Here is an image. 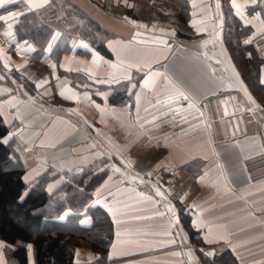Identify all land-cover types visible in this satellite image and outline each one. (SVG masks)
Returning a JSON list of instances; mask_svg holds the SVG:
<instances>
[{
  "label": "crops",
  "instance_id": "1",
  "mask_svg": "<svg viewBox=\"0 0 264 264\" xmlns=\"http://www.w3.org/2000/svg\"><path fill=\"white\" fill-rule=\"evenodd\" d=\"M66 1L111 32L105 40L110 57L60 27L33 57L34 43L14 34L21 15L0 21V114L10 127L4 140L22 127L13 94L51 111L31 145L21 141L23 180L48 171L51 192L67 172L103 156L116 161L91 201L112 222L106 264H264V103L225 42L233 28L237 43L252 46L264 85V0H235L242 15L232 0ZM51 4L30 11L44 22L39 14ZM25 11L26 0H14L0 7V16ZM9 24L12 35L5 36ZM120 83L131 96L110 103ZM73 94L76 99L66 98ZM79 125L93 138L53 152ZM81 221L91 223L88 215ZM0 242L6 264L7 243ZM27 251L29 264H36L32 243ZM98 256L77 246L73 261Z\"/></svg>",
  "mask_w": 264,
  "mask_h": 264
},
{
  "label": "trees",
  "instance_id": "2",
  "mask_svg": "<svg viewBox=\"0 0 264 264\" xmlns=\"http://www.w3.org/2000/svg\"><path fill=\"white\" fill-rule=\"evenodd\" d=\"M226 12L228 15L229 10ZM80 17L83 19L82 23L73 21L75 33L110 57L111 52L106 47L105 40L111 32L87 14ZM62 20L72 22L70 18ZM234 28L236 31L241 30L239 21L236 20ZM52 31L48 23L41 21L38 15L31 11L23 12L14 27V34L18 39H27L34 43L33 57L43 54L44 45ZM225 40L235 61L238 54H248L243 58L247 60L252 71V83L242 72L244 80L264 89V85L257 80L261 59L257 57L252 46L237 43L233 28L227 29ZM130 96L126 92V85L120 83L109 95V102L122 103ZM9 131L10 127L5 124L0 114V239L7 243L6 264H29L28 243L33 245L36 264H77L73 261V252L78 244L73 240H83L99 254L93 262L79 264H106L108 246L113 237L112 222L105 209L91 204L95 187L109 171L105 160L82 170L67 172L66 180L48 192L45 189V183L50 177L48 171L31 183L23 180V148L16 135L8 139L7 143L3 142ZM179 212L183 224L188 226V213L181 207ZM84 215L90 217L89 225L82 223L81 218ZM188 232L192 237L194 230L189 229Z\"/></svg>",
  "mask_w": 264,
  "mask_h": 264
},
{
  "label": "rangeland",
  "instance_id": "3",
  "mask_svg": "<svg viewBox=\"0 0 264 264\" xmlns=\"http://www.w3.org/2000/svg\"><path fill=\"white\" fill-rule=\"evenodd\" d=\"M81 10H82L81 8H79L78 6L76 7L74 4H72L66 0H52V4L49 6V8L45 9L43 12H40L39 15L46 20V21L44 20V22L48 23L52 30L54 29V27L55 28L60 27L62 29H65L66 35L74 38L75 36H79V35L75 33V30L73 28L74 27L73 21H78V22L82 23L83 19H81L80 16L86 15L85 12L83 10L81 12ZM63 18L64 19L70 18L72 20V22L71 23L69 21L66 22L67 20L64 22L62 20ZM58 19H59V22H58ZM225 42H226V40H225ZM243 54L248 55L246 53H243ZM244 55H242L241 53L238 54L237 61H238V65L241 68L245 78L248 79V81H250L252 71H251L250 67L248 66L247 60H245L243 58ZM253 90L256 93V95L261 99V101L264 103V92L260 88H257L255 86H253ZM15 95H17L21 99L20 105L18 107L19 110L16 114V118L20 121V123H22L21 124L22 127H21V130L17 134V138L20 141V144H21V141H23V142H25V145L28 146V145H31L32 139H33V136H31V137H28V136L32 135L31 132L34 128H36V127L38 128L41 125V122L45 117L44 116L45 113H41L40 108L37 107L40 105L38 103H35V101H31V99L29 97H26L27 95L23 96L24 95L23 93L22 94H15ZM46 112L50 113L51 111L46 110ZM88 132H90V131L88 130ZM92 138H93V135H92L91 139ZM101 160H105V164H106V166H108L109 169H111L113 167V165L115 166V163H116V161H113V160H111L107 157H104V156L101 158ZM73 242L78 244L77 246L89 247L86 244V242H84L83 240L82 241L73 240ZM8 264H12V263H8Z\"/></svg>",
  "mask_w": 264,
  "mask_h": 264
},
{
  "label": "snow or ice",
  "instance_id": "4",
  "mask_svg": "<svg viewBox=\"0 0 264 264\" xmlns=\"http://www.w3.org/2000/svg\"><path fill=\"white\" fill-rule=\"evenodd\" d=\"M12 2H14V0H0V7H2L5 3H12ZM26 2H27V4H28V10L30 11V10H32V9H34V8H40V7H42V6H43V3H46L47 0H42V2H37V0H26ZM232 3H233V7H235L236 10H237V14H238V15H242V12H241V6L238 5V4H236L235 0H232ZM216 7H217V9H219L220 6H219L218 3H217V5H216ZM22 14H23V13L12 12V13H9L7 16H0V21H8V20H12V19H14V18H16L17 16L22 15ZM193 15H195V14H193ZM192 23H193V25H195V24L197 23V21L193 20ZM11 27H12V25L9 24V25H8L9 31H7V32L4 33L5 36H11V35H12V33H11ZM53 39H55V37H53ZM249 42H250V41H245V43H249ZM161 43H165V42H164V41H161ZM203 43L207 44L208 42H207V41H204ZM49 47H51V46H49ZM84 47H87V45H84ZM0 53H2V50H0ZM5 66L7 67V62H5ZM112 67L115 68L116 65H112ZM151 75H152V74H150L148 80H145V82H144V83H145V86H147V85L149 84V82H150V80H151ZM236 75H237V77H238V74H236ZM126 78H127V77H126ZM98 82H100V83H104L105 81H98ZM45 83H46V82H45ZM40 86H42V85H38V87H40ZM61 95H64V93L61 92ZM180 95L183 96V98H184L185 100H189V99H190L188 96L184 95L182 92L180 93ZM66 98H68V99H76V95L73 94V95H71V96H67ZM249 99H251L250 96H249ZM253 103H255V101H253ZM190 107H195V105H194V104H190ZM3 142H4V143H7V139H5ZM116 171H119V169H116ZM26 179H27V178H26ZM157 195L162 196L163 193H161V192L157 189ZM97 203H100V201L98 200ZM106 207H107V205H106ZM109 211H111V209H109ZM3 247H4L3 243L0 242V248H3ZM28 247H29V253H30V251H31V246L29 245ZM114 247H115V246H114ZM208 255H212V253H208ZM0 264H5V261H4L2 255H0ZM77 264H79V262H77Z\"/></svg>",
  "mask_w": 264,
  "mask_h": 264
},
{
  "label": "built area",
  "instance_id": "5",
  "mask_svg": "<svg viewBox=\"0 0 264 264\" xmlns=\"http://www.w3.org/2000/svg\"><path fill=\"white\" fill-rule=\"evenodd\" d=\"M20 101L21 99L17 96V95H12L10 97V104H11V108L13 109V111L17 114L18 112V107L20 105ZM260 106V104H259ZM40 111L41 113H45L44 114V119L42 120L41 122V125L37 128H34L32 130V135H29L28 137H31L33 136V138L40 132V130L43 128V126L46 124L48 118H49V113H47L46 111L42 110L40 108ZM47 113V114H46ZM92 137V134L90 132H88L87 128L82 126V125H79L77 127V130L71 134L70 136L64 138L60 143L59 145L53 149V152H56V149L58 150H61V149H66V148H69L71 147L73 144L77 143V142H80V141H87V140H90Z\"/></svg>",
  "mask_w": 264,
  "mask_h": 264
}]
</instances>
